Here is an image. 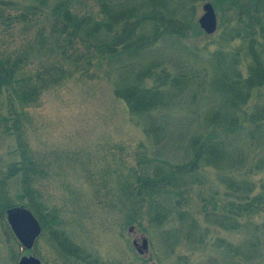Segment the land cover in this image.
<instances>
[{
	"label": "rangeland",
	"instance_id": "374dc122",
	"mask_svg": "<svg viewBox=\"0 0 264 264\" xmlns=\"http://www.w3.org/2000/svg\"><path fill=\"white\" fill-rule=\"evenodd\" d=\"M206 2L217 13L211 34L199 23ZM63 4L92 23L130 6L167 15L184 24L186 35L164 34L139 52L82 60L81 68L67 59L68 72L35 103L21 105L11 87H1L0 206L9 207L0 210V264H18L24 255L41 264H264V118L261 126L251 122L264 116V81L237 105L220 86L248 77L256 56L264 61L261 23L254 35L250 18L227 0H0V58L30 53L25 67L33 72L61 57L49 32L61 28L52 11ZM25 5L37 20H18ZM254 11L264 22V5ZM145 21L136 28L140 39L153 34ZM103 28L77 31L90 42L71 34L63 40L69 51L92 53L111 35ZM125 29L119 25L114 34ZM141 75L161 91L147 117L115 91ZM234 116L244 124L226 130L237 124ZM212 132L223 140L221 159H195L194 140ZM171 169L175 175L152 192L145 178ZM13 206L29 208L41 223L31 249L8 222ZM143 237L149 248L141 254L133 240L141 244Z\"/></svg>",
	"mask_w": 264,
	"mask_h": 264
},
{
	"label": "trees",
	"instance_id": "16d2710c",
	"mask_svg": "<svg viewBox=\"0 0 264 264\" xmlns=\"http://www.w3.org/2000/svg\"><path fill=\"white\" fill-rule=\"evenodd\" d=\"M218 1L226 2V0ZM227 1H230L232 3L233 9L235 8L236 11H238L242 15V18H244V16L250 18L249 24L251 25L250 27L253 33L255 32L253 28H255V26H257L259 23H261V28L264 32V26L262 25L264 24V22L260 21L259 16V19H256L257 12H253V6L260 7L264 5V0ZM104 4L107 6L109 4L111 5L112 3L107 4L106 2H104ZM19 9L20 14L17 17L20 22L37 20L32 16V14L35 15L36 13L33 6L31 7L25 5L22 8L19 7ZM71 11L72 10L67 8L65 4L58 5L52 11V14L56 16L58 20H63L61 28H57L49 32L51 35H53L54 39H57L61 43L57 45L61 51V57H57L54 60L49 58V61L47 60V64H44L41 67H37V69H35L33 72H28L25 67L26 63L28 62V56L30 53H23L17 56V58L15 59L11 54H5L4 56H2V58H0V90L3 86L11 87L13 93L15 94V98L21 105L30 104L31 102L35 103L36 101L38 102L43 88H45L47 85L49 86L51 84H57L64 77V73L66 74V72H68L67 69L64 68L66 62L65 60L67 59H69L67 62L70 64V66L81 68L79 66V62L82 60L91 62L92 58L95 57L99 58V60L101 61H111L113 58L115 59L125 53L139 52L145 49L147 46L153 45L158 40V38H160L164 34L186 35V33L183 31V29H186L183 23H178L174 20L171 21V18L169 16L157 13L154 14V12L151 11L139 13L138 10L134 9V7L131 6L129 7V10H125L124 8H122L119 11H114L116 12L114 13V15L106 11V14L108 15L105 18L110 16L107 20L95 19V22L93 23L91 22V16H83L81 18L77 15H74ZM144 20H146L145 22H150L153 34H151V36L145 35L142 39H140L141 35L136 34V28L144 23ZM126 24L129 27V30L125 29L126 31H120L119 35L114 34V30L116 29V27ZM87 26H92L90 30H98L100 28L105 29L103 27H106L110 31L111 35L105 38V40L99 45H95L94 47L96 48L92 53H89V51H82L80 48H72L71 51H73V54L76 56L74 57L71 55V51H69L70 48H68L71 45L69 46L68 43H65L63 39L67 38V36L71 34L75 38H77V40L79 37L84 42H90L88 41L89 39H87L84 35L80 34V32H77L79 29H82V32L87 28ZM74 29H76V31ZM90 30H85L88 35L92 33ZM246 33L247 35H249L247 37H250L251 39L250 46L253 49V36L255 35V33L252 36L251 34H248L251 33L250 31H247ZM39 34H42V38L44 37L43 31H40ZM63 34L67 35L63 36ZM240 34L241 33L238 31V35ZM117 37H119V39L116 41ZM250 39L248 38V40ZM72 42L73 40H71L69 43L73 44ZM120 44H122L121 48H119ZM42 50L43 48L39 49V51ZM50 50L54 51V48H51ZM217 53L220 55H224L222 50H219ZM254 60L255 61L253 62V64H251L250 68L251 74L248 77H245L244 80L241 81L239 78L236 80L230 78L228 81L224 80L223 82H220V86L222 88H227V90L230 89L232 95L234 94L232 98L230 97L233 101V105H237L240 102L246 101L250 93V89L255 85V81H257L258 83L257 86L263 84L264 76L262 78H259V75H264V61L261 60L259 56H256ZM146 72L141 71L142 74H145ZM150 74L151 72L149 71L148 75ZM146 76L147 75H141L134 83L127 84L115 90L119 96H121L131 105L132 111L134 113L140 114L144 117H147L149 113L157 106L155 103L156 100L159 99L157 97L159 96L158 93L161 92L160 88L156 86H149L146 83H143V80L144 78H146ZM253 117L254 118L251 122L254 125L261 126V119L264 118V116L258 115L255 117L254 115ZM233 119V122L236 121L235 123L237 124L233 126H227L226 130L232 131V129H235V127L244 124V117L238 118V116H234V118H232L231 120ZM151 130H153L152 132L156 134L161 132L160 128H157L156 126L151 128ZM222 144V138L216 137L215 133L212 132L208 134L206 138L202 139L200 137L194 140V144H192L191 148L195 152V159L201 158V160H204V162H218L221 159L220 149H223L224 146ZM175 171L176 169H171L168 172L160 175L159 177L145 178L146 180L148 179V181H150L149 183H152L153 185L150 190L153 192L155 188L159 186L158 184L164 182V180L166 179H170L171 177H173L175 175ZM7 206L9 207V205ZM7 206L1 205L0 210H3V208L6 209ZM224 215L225 214H223L222 218L224 217ZM217 218L219 220L222 219L221 216H217Z\"/></svg>",
	"mask_w": 264,
	"mask_h": 264
},
{
	"label": "water",
	"instance_id": "95a60500",
	"mask_svg": "<svg viewBox=\"0 0 264 264\" xmlns=\"http://www.w3.org/2000/svg\"><path fill=\"white\" fill-rule=\"evenodd\" d=\"M203 7L205 11L200 17L199 23L205 32L211 34L217 29V13L211 2H206ZM7 219L19 241L27 249H31L42 230L39 219L25 206H13L8 208ZM129 230L133 231L134 226H131ZM133 244L141 254L148 251L149 241L146 237L142 238L141 244L138 239H134ZM18 264H41V260L34 255H24L21 257Z\"/></svg>",
	"mask_w": 264,
	"mask_h": 264
}]
</instances>
